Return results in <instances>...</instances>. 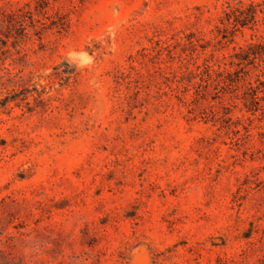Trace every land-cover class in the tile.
<instances>
[{
    "label": "rangeland",
    "instance_id": "obj_1",
    "mask_svg": "<svg viewBox=\"0 0 264 264\" xmlns=\"http://www.w3.org/2000/svg\"><path fill=\"white\" fill-rule=\"evenodd\" d=\"M0 264H264V0H0Z\"/></svg>",
    "mask_w": 264,
    "mask_h": 264
}]
</instances>
